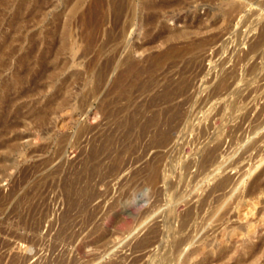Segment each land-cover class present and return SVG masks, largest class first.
I'll return each instance as SVG.
<instances>
[{"label":"rangeland","instance_id":"rangeland-1","mask_svg":"<svg viewBox=\"0 0 264 264\" xmlns=\"http://www.w3.org/2000/svg\"><path fill=\"white\" fill-rule=\"evenodd\" d=\"M110 1L101 16L93 0H0V264H264V45L249 49L264 0H240L231 21L212 17L221 0H118L116 14Z\"/></svg>","mask_w":264,"mask_h":264},{"label":"bare ground","instance_id":"bare-ground-1","mask_svg":"<svg viewBox=\"0 0 264 264\" xmlns=\"http://www.w3.org/2000/svg\"><path fill=\"white\" fill-rule=\"evenodd\" d=\"M82 0H77V2H81ZM120 1V0H119ZM149 1H151V0H149ZM174 1V0H173ZM111 2V1H110ZM175 2V1H174ZM120 3V2H119ZM119 3H118V0H112V2H111V9H110V11L112 12V13H114V14H116V13H118V11H119V8H120V6H119ZM148 3H152V4H155V3H153L152 1L151 2H148ZM170 3H171V1H170ZM161 4H162V2H161ZM166 4H168V3H166ZM246 3H244V5H245ZM3 5V4H2ZM109 5H110V3H109ZM164 5V4H163ZM146 6V5H145ZM242 6H243V3H242V1H240V0H221L220 1V5L218 6V8H216V10L215 11H212V17H214V16H216V17H218L217 19H219V17H222L223 19H228V21L230 20H232V19H234V17L236 16V14H238L239 12H240V10L242 9ZM145 8V7H144ZM73 10L75 9V8H72ZM91 9H93L92 11H98L97 12V14H100L101 16H103L104 15V9H102V7H101V5H100V0H93V5L91 6ZM73 10H72V12H73ZM136 10V9H135ZM84 12H86V10L84 11ZM93 12V13H94ZM257 12V11H256ZM264 12V11H263ZM263 14V13H262ZM86 15V14H85ZM250 15V14H249ZM80 16V15H79ZM93 16V15H92ZM91 16V17H92ZM250 17V16H249ZM80 18V17H79ZM248 18V17H247ZM92 19H93V17H92ZM216 19V18H215ZM217 19H216V21H217ZM257 19V18H256ZM261 19V18H260ZM92 21V20H91ZM96 21V20H95ZM227 21V20H226ZM258 21H259V18H258ZM84 22H85V20H84ZM257 22V21H256ZM87 23V22H86ZM97 23V22H96ZM96 23H92L91 22V24H96ZM80 24H81V22H80ZM88 25V24H87ZM94 26H96V25H94ZM92 27V26H91ZM230 27V26H229ZM87 28V27H86ZM88 30V29H87ZM87 30H86V32H87ZM83 31V30H82ZM84 33V32H83ZM88 33V32H87ZM107 33V32H106ZM215 33H217V32H215ZM244 33V32H243ZM247 33V32H246ZM218 34V33H217ZM65 35H66V32H65ZM86 35V34H85ZM214 35V34H213ZM224 35V34H223ZM87 36V35H86ZM91 36V35H90ZM209 36V35H208ZM241 36H242V34H241ZM244 36V35H243ZM213 37V36H212ZM252 37V36H251ZM182 38H187V32L186 31H184V30H179V31H175V32H173L170 36H168V40H170V41H176V40H179V39H182ZM208 38V37H207ZM248 38V37H247ZM90 39V38H89ZM92 39V38H91ZM90 39V40H91ZM242 40V39H241ZM248 40H249V38H248ZM93 41V40H92ZM91 41V42H92ZM195 41V40H194ZM198 41V40H197ZM211 42H212V40H211ZM215 42V41H214ZM235 42V41H234ZM202 43V42H201ZM242 43V42H241ZM91 44V43H90ZM193 44H195V43H193ZM200 44V43H199ZM208 44V43H207ZM219 44H221V42H219ZM235 44V43H234ZM237 44V43H236ZM235 44V45H236ZM188 45H189V47H190V42H188ZM197 45V44H196ZM225 45V44H224ZM240 45V44H239ZM250 50H252V51H255V50H258V49H260V47L261 46H263L264 45V23L262 24V26L259 28V30H258V33H257V35L256 36H254V38L250 41ZM166 47H167V45H165ZM168 46H170V45H168ZM226 46H227V44H226ZM189 47H177L176 49L173 47V48H168L166 51H164L162 54H161V56L158 58V61L159 62H161L162 60H164V59H166V58H168L169 56H172V55H177V56H179V55H181L183 52L182 51H184V52H186V51H189ZM217 47V46H216ZM215 47V48H216ZM185 48V49H184ZM224 48V47H223ZM234 48V47H233ZM204 49V48H203ZM236 49V48H235ZM216 50V49H215ZM214 51V50H213ZM218 51H219V49H218ZM245 51V50H244ZM160 52H162V51H160ZM215 52V51H214ZM213 53V52H212ZM158 54V53H157ZM215 54V53H214ZM259 55V54H258ZM246 57V56H245ZM151 58V57H150ZM154 58H155V56H154ZM126 59V58H125ZM189 59V58H188ZM261 59V58H260ZM108 60V59H107ZM124 59H122V61H123ZM185 60V59H184ZM129 61H131L132 62V60H129ZM254 61V60H253ZM252 61V62H253ZM131 62H128V61H125L124 62V67H125V70L124 71H127V70H130L131 68H129L128 67V65H129V63H131ZM135 62V61H134ZM150 62V61H149ZM152 62V61H151ZM183 63H184V61H183ZM118 64H119V62H118ZM150 64V63H149ZM170 64V63H169ZM172 64V63H171ZM175 64V63H174ZM182 64V63H181ZM191 65H192V63H190ZM120 65H121V63H120ZM122 65H123V63H122ZM141 65V64H140ZM145 65H147V64H145ZM150 65H153V64H150ZM184 65V64H183ZM258 66V65H257ZM115 67V66H114ZM126 67H128V68H126ZM133 67V66H132ZM138 67V66H137ZM160 67V66H159ZM166 67V66H165ZM170 67V66H169ZM182 67V66H181ZM149 68V67H148ZM167 68V67H166ZM166 68H164V69H166ZM102 69V68H101ZM137 69V68H136ZM138 69H140V68H138ZM106 70V69H105ZM144 70H146V69H144ZM179 70V69H178ZM235 70V69H234ZM139 71V70H138ZM137 71V72H138ZM140 71H142L141 69H140ZM186 71H187V69H186ZM258 71V70H257ZM102 72V71H101ZM185 72V71H184ZM95 73H96V71H95ZM124 73V72H123ZM134 73V72H133ZM140 73V72H139ZM163 73V72H162ZM178 73H181L180 71H178ZM233 73V72H232ZM106 74V73H105ZM231 74V73H230ZM259 74V73H258ZM19 75V74H18ZM118 75H120V74H118ZM131 75H133V74H131ZM21 76V75H20ZM20 76H16L15 78H14V80H13V82H12V84H17V83H19L20 81H21V77ZM94 76H95V74H94ZM110 76V75H109ZM112 76V75H111ZM117 76V75H116ZM124 76V75H123ZM149 76V75H148ZM147 76V77H148ZM155 76V75H154ZM106 77V76H105ZM121 77V76H120ZM145 77V76H144ZM177 77V76H176ZM118 78V77H117ZM173 78V77H172ZM214 78V77H213ZM232 78V77H231ZM120 79H122V78H120ZM155 79V78H154ZM249 79V78H248ZM101 80V79H100ZM110 80V79H109ZM116 80H118V79H116ZM240 80V79H239ZM23 81V80H22ZM107 81H108V79H107ZM143 81V80H142ZM151 81V80H150ZM150 81H148L149 83H150ZM258 81V80H257ZM100 82H102V81H100ZM103 82H104V80H103ZM102 82V83H103ZM128 82V81H127ZM108 83V82H107ZM106 83V84H107ZM118 83V82H117ZM140 83V82H139ZM233 84V82H231V80H230V75L228 74V73H226V74H224L219 80H218V82L216 83V85H215V87H214V92H216V93H218V94H220V95H223V94H226V93H228L229 92V86L231 85V84ZM253 83V82H252ZM113 84V83H112ZM111 84V85H112ZM124 84V83H123ZM164 84V83H163ZM176 84V83H175ZM187 84V83H186ZM185 84V85H186ZM108 85V84H107ZM117 85H121V83L120 84H117ZM138 85H140V84H138ZM151 85V84H150ZM253 85H255V84H253ZM114 86V84L112 85V87ZM166 86H168V84L166 83ZM212 86V85H211ZM232 86V85H231ZM259 86V85H258ZM116 87V86H115ZM114 87V88H115ZM162 87V86H161ZM164 87H165V84H164ZM236 87V86H235ZM256 87V86H255ZM116 89V88H115ZM252 89V88H251ZM257 89H259V88H257ZM160 90V89H159ZM254 89H252V91H253ZM67 91V90H66ZM124 91V90H123ZM235 91V90H234ZM252 91H251V93H252ZM128 92V91H127ZM164 92V91H163ZM208 92V91H207ZM107 93H109V91L107 92ZM106 93V94H107ZM112 93V92H111ZM121 93V92H120ZM120 93H118V94H120ZM170 93V92H169ZM211 93V92H210ZM118 94H116V95H118ZM163 94V93H162ZM123 94H121V96H122ZM151 95V94H150ZM161 95V94H160ZM211 95H212V93H211ZM214 95H215V93H214ZM213 95V96H214ZM118 96H120V95H118ZM114 97H115V95H114ZM215 97V96H214ZM123 98V97H122ZM135 98V97H134ZM113 99H115V98H113ZM121 99V98H120ZM119 99V100H120ZM143 99V98H142ZM166 99H168V98H166ZM215 99V98H214ZM169 100V99H168ZM105 101V100H104ZM148 102H149V99L147 100ZM157 101V100H156ZM167 101V100H166ZM220 101V100H219ZM205 102V101H204ZM65 103V100H63V101H61V106L63 105ZM130 103V102H129ZM157 103V102H156ZM162 103V102H161ZM230 103H232V102H230ZM234 103V102H233ZM106 104V103H105ZM136 104H137V102H136ZM146 104V103H145ZM157 104H159V103H157ZM179 104V103H178ZM225 104V103H224ZM228 104V103H227ZM173 105V104H172ZM138 106V105H137ZM145 106V105H144ZM178 106V105H177ZM230 106V105H229ZM103 108H104V106H102ZM139 107V106H138ZM231 107H233V105H231ZM137 108V107H136ZM163 108V111L167 108V106H166V108L164 109V107H162ZM176 108H178V107H176ZM135 109V108H134ZM133 109V110H134ZM138 110V109H137ZM155 110V109H154ZM167 110V109H166ZM165 110V111H166ZM169 110H171V109H169ZM4 111V110H3ZM131 111V110H130ZM136 111V110H135ZM161 111H162V109H161ZM175 111H176V109H175ZM153 112V111H152ZM152 112H151V114H152ZM155 112V111H154ZM2 113V112H1ZM164 113V112H163ZM177 113V112H176ZM176 113H171V115H174L175 114V116H176ZM113 114V113H112ZM129 114V113H128ZM136 114V113H135ZM107 115V114H106ZM110 115V117H111V114H109ZM149 115V114H148ZM4 116V115H3ZM132 116V115H131ZM139 116V115H138ZM137 116V117H138ZM162 116H163V114H162ZM174 116V117H175ZM167 117V116H166ZM174 117H172V118H174ZM4 118V117H3ZM147 118V117H146ZM161 118V117H160ZM176 118V117H175ZM128 119H130V118H128ZM155 119V118H154ZM171 119V118H170ZM172 120V119H171ZM1 121V120H0ZM3 121V120H2ZM121 121V120H120ZM143 121V120H142ZM150 121L151 120H149V123H150ZM166 121H168V120H166ZM170 121V120H169ZM117 122H118V120H117ZM1 123V122H0ZM159 123L161 124V120L159 121ZM162 123H163V121H162ZM168 123V122H167ZM167 123H166V125H167ZM170 123V122H169ZM123 124V123H122ZM136 124V123H135ZM147 124V123H146ZM152 124V123H151ZM151 124H148L147 126H149V125H151ZM115 125V124H114ZM170 125V124H169ZM131 127H132V125H130ZM130 126H129V128H130ZM140 126H141V124H140ZM168 126V125H167ZM115 127V126H114ZM118 127V126H117ZM134 127V126H133ZM142 127V126H141ZM141 127H139V128H141ZM159 127V126H158ZM169 127V126H168ZM200 127V126H199ZM202 127V126H201ZM128 128V129H129ZM160 128V127H159ZM167 128V127H166ZM172 128V127H171ZM235 128V127H234ZM261 128V127H260ZM141 129H143V128H141ZM141 129H139L140 131H141ZM162 129H164V128H162ZM170 129V128H169ZM168 128H167V130H169ZM259 129V128H258ZM257 129V130H258ZM125 130H127V129H125ZM145 130H146V128H145ZM160 130V129H159ZM159 130H157L158 131V133H160L159 132ZM235 130H236V128H235ZM113 131V130H112ZM129 131V130H128ZM139 131V132H140ZM161 131V130H160ZM165 131V130H164ZM263 131V130H262ZM105 132V131H104ZM125 132H127V131H125ZM200 132V131H199ZM232 132V131H231ZM166 133H168V132H166ZM200 133H202V132H200ZM236 134V133H235ZM255 134V133H254ZM262 134H264V133H262ZM110 135V134H109ZM157 135V134H156ZM140 136H141V132H140ZM139 136V137H140ZM133 137V136H132ZM149 137V136H148ZM160 139L158 138L157 140H160V142H162V143H164L165 141H167V138H166V135H162L161 136V134H160ZM251 137V136H250ZM259 138L261 137V133H260V135L258 136ZM253 138V137H252ZM104 139V138H103ZM102 139V140H103ZM119 139V138H118ZM120 139H121V137H120ZM119 139V140H120ZM140 139H142V137L140 138ZM247 139H249V137L247 138ZM245 140V141H248V140ZM255 139H257V138H255ZM109 140V139H108ZM259 140V139H258ZM115 141V140H114ZM237 141V140H236ZM256 141V140H255ZM148 142V141H147ZM157 141H155V143H156ZM251 142V141H250ZM260 142H264V141H260ZM246 143V142H245ZM248 143V142H247ZM251 143H253V142H251ZM250 143V145L252 146V144ZM256 143V142H255ZM101 144V143H100ZM100 144H99V146H100ZM219 143H214V145L213 146H211L212 148L213 147H215V149H216V146L218 145ZM254 144V143H253ZM259 144V143H258ZM257 144V145H258ZM94 145V144H93ZM126 144H124L123 146H125ZM240 145H241V143H240ZM242 145H244L243 143H242ZM250 145H248V146H250ZM256 145V146H257ZM260 145H261V143H260ZM134 146V145H133ZM248 146H247V148H248ZM111 147V146H110ZM126 147V146H125ZM237 147H239V146H237ZM259 147V146H258ZM99 148V147H98ZM236 148V147H235ZM246 148V147H245ZM246 148V149H247ZM250 148V147H249ZM133 149V148H132ZM211 149V148H210ZM124 150V149H123ZM256 150V149H255ZM130 151H131V149H130ZM134 151V150H133ZM135 151H136V149H135ZM206 151L208 152H206L207 154H209V149H206ZM246 151V150H245ZM99 152H100V148H99ZM110 152V151H109ZM120 152V151H119ZM119 152H118V155H119ZM206 153H204L205 155H207ZM130 154V153H129ZM98 155V154H97ZM139 155V154H138ZM203 155V154H202ZM231 155H233V154H231ZM247 155V154H246ZM107 156H108V154H107ZM97 157V156H96ZM126 157V156H125ZM232 157V156H231ZM240 157H241V155H240ZM244 157H246V156H244ZM92 158V157H91ZM133 158V157H132ZM205 157H203V159H204ZM86 159V158H85ZM103 159V158H102ZM126 159V158H125ZM137 159H138V157H137ZM229 159V158H228ZM227 159V160H228ZM237 159V158H236ZM235 159V160H236ZM89 160V159H88ZM128 160V159H127ZM126 160V161H127ZM226 160V161H227ZM264 160V158H262V159H260L259 161H260V163H261V161H263ZM87 161V160H86ZM201 161H203V160H201ZM222 162H223V160H222ZM221 162V163H222ZM256 162V161H255ZM82 163V162H81ZM124 163V162H123ZM153 163H155V162H153ZM215 163V162H214ZM86 164V163H85ZM92 164H94V163H92ZM111 164V163H110ZM216 165L209 171V175H211V176H216L217 174H218V172L220 171L219 169H222V168H220V165L218 164V163H215ZM226 164V163H225ZM233 164V163H232ZM244 164V163H243ZM258 164V163H257ZM256 164V165H257ZM97 165V164H96ZM252 165V164H251ZM250 165V166H251ZM255 165V166H256ZM61 166V165H60ZM83 166V165H82ZM95 166V165H94ZM93 166V167H94ZM101 166V165H100ZM221 166H223V165H221ZM225 166V165H224ZM112 167H114V166H112ZM226 167V166H225ZM242 167V166H241ZM81 168V167H80ZM79 168V169H80ZM90 169H91V167H89ZM252 168H254V167H252L251 166V169H249V170H247V172H248V174H250V171L252 170ZM79 169H78V172H79ZM102 169V168H101ZM141 169V168H140ZM145 169V168H144ZM88 170V169H87ZM159 167H158V165L155 163V164H151V166L149 167V169H148V173H147V179H148V181L149 182H151V183H156L158 180H159ZM55 171V170H54ZM111 171V170H110ZM88 172V171H87ZM207 172V171H206ZM51 173V172H50ZM225 173V172H224ZM49 174V173H48ZM82 174V173H81ZM65 175V174H64ZM239 175H240V173H239ZM90 176V175H89ZM89 176H88V178H89ZM162 177H163V175H161ZM245 175H243V177H244ZM161 177V178H162ZM238 177V176H237ZM80 178V177H79ZM232 178V176H230V174H225V175H223V176H220L216 181H215V184H214V186H213V188L214 189H218V188H220V187H223V186H225L227 183H228V181H230V179ZM62 179H65L66 180V178H62ZM61 179V180H62ZM216 179V178H215ZM236 179V178H235ZM242 177H241V180L239 179V181H242ZM90 180V179H89ZM164 180V179H163ZM91 181V180H90ZM238 181V182H239ZM80 182V181H79ZM72 183V182H71ZM245 183V182H244ZM62 184V183H61ZM236 184V187L234 188V189H236L237 188V185H239V183L237 184V183H235ZM166 185H167V183H166ZM61 186V185H60ZM54 187V186H53ZM208 187V186H207ZM232 187V186H231ZM233 187H234V185H233ZM233 187H232V189H233ZM82 188H84L83 186H82ZM91 188V187H90ZM92 189V188H91ZM168 189V188H167ZM210 189V188H209ZM208 189V190H209ZM232 189H230L229 188V191H232ZM233 189V190H234ZM254 189V188H253ZM82 190V189H81ZM166 190V189H165ZM79 191V190H78ZM205 191H206V189H205ZM251 191V190H250ZM90 192V191H89ZM89 192H87V194L89 193ZM207 192V191H206ZM233 192V191H232ZM64 194V193H63ZM79 194V193H78ZM198 194H199V192H198ZM205 194H207V193H205ZM204 194V195H205ZM211 194V193H210ZM225 194V193H224ZM230 194H233V193H230ZM239 194V193H238ZM220 195H222V194H220ZM199 196V195H198ZM216 196V195H215ZM231 196V195H230ZM229 196V197H230ZM88 197V196H87ZM204 197H206V196H204ZM218 197H220V196H218ZM228 197V198H229ZM212 198H214V196H212ZM227 198V197H226ZM226 198H225V200H226ZM227 198V199H228ZM232 198V197H231ZM234 198V197H233ZM204 199V198H203ZM203 199H202V201H203ZM216 199V198H215ZM230 199V198H229ZM237 199H238V197H237ZM236 199V200H237ZM208 200H210V199H208ZM222 200V199H221ZM75 201V200H74ZM227 201V200H226ZM226 201H224V203L225 204H227L226 203ZM77 202V201H76ZM198 202H199V200H198ZM204 202V201H203ZM223 203V202H222ZM228 203H231L230 201L228 202ZM81 204H82V202H81ZM81 204L79 203V205L81 206ZM84 204H85V202H84ZM184 204V203H183ZM192 204H193V202H192ZM204 204V203H203ZM224 204V205H225ZM72 205V204H71ZM78 205V204H77ZM197 206H198V204H196ZM199 205H201V204H199ZM207 205V204H206ZM74 206V205H73ZM221 206V205H220ZM237 206V205H236ZM200 207V206H199ZM32 208V207H31ZM73 208V207H72ZM79 208V207H78ZM107 208V207H106ZM168 208V207H167ZM186 208V207H185ZM189 208V207H188ZM191 208V207H190ZM206 208V207H205ZM230 208V207H229ZM192 209V208H191ZM203 209V208H202ZM218 209H219V206H218ZM224 209H227V208H224ZM64 210V209H63ZM67 210V209H66ZM197 210V212H198V209H196ZM200 210V209H199ZM228 210V209H227ZM184 211V210H183ZM183 211H182V213H183ZM194 211V210H193ZM210 211V210H209ZM88 212H89V210H88ZM167 212V211H166ZM200 212V211H199ZM198 212V213H199ZM222 212V211H221ZM234 212V211H233ZM61 213V212H60ZM170 213V212H169ZM187 213H189V212H187ZM187 213L183 216L184 218L185 217H187ZM225 213V212H224ZM224 213H222L223 215H224ZM208 214V213H207ZM231 214V213H230ZM182 215V214H181ZM180 215V216H181ZM199 215V214H198ZM212 215H214V214H212ZM63 216V215H62ZM66 216V215H65ZM169 216H171V215H169ZM193 216V215H192ZM207 216V215H206ZM211 216V215H210ZM209 216V217H210ZM157 217V216H156ZM233 217V216H232ZM63 218V217H62ZM164 218V217H163ZM181 218V217H180ZM183 218V219H184ZM196 218H197V216H196ZM213 218H214V216H213ZM212 218V219H213ZM59 219V218H58ZM65 219V218H64ZM64 219H63V221H64ZM165 219V218H164ZM170 219V218H169ZM173 219V218H172ZM189 219V218H188ZM197 219H199V218H197ZM224 219V218H223ZM230 219V218H229ZM228 219V220H229ZM178 220H179V218H178ZM201 220V219H200ZM204 220H206L205 218H204ZM209 220H211L210 218L208 219V221ZM231 220V219H230ZM61 221V220H60ZM59 221V222H60ZM212 221V220H211ZM214 221V220H213ZM87 222V221H86ZM156 222H158V221H156ZM188 223V222H187ZM206 223H208V222H206ZM205 223V224H206ZM220 223V222H219ZM53 224H54V222H53ZM88 224V223H87ZM86 224V225H87ZM170 224V223H169ZM172 224V223H171ZM179 224V222L177 223V225ZM244 224V223H243ZM139 225V224H138ZM137 225V226H138ZM182 225V224H181ZM214 224L212 223V226H213ZM170 226V225H169ZM183 226V225H182ZM185 226V225H184ZM193 227H195V225H194V223H193V225H192ZM204 226V225H203ZM202 226V227H203ZM208 226V225H207ZM206 226V227H207ZM248 226H250L251 227V225L249 224ZM95 227V226H94ZM181 227V226H180ZM200 227V226H199ZM205 227V226H204ZM203 227V228H204ZM66 228V227H65ZM149 228V227H148ZM155 228V227H154ZM154 228H152V229H150L147 233H146V235L145 236H143L144 238H142V241L141 242H143V243H149V242H151L154 238H155V236H156V230L154 229ZM161 228V227H160ZM174 228V227H173ZM202 228V229H203ZM210 228V227H209ZM226 228V227H225ZM247 228H249V227H247ZM92 229V228H91ZM179 229H181V228H179ZM194 229V228H193ZM214 229V228H213ZM251 229H252V227L250 228V230H248V229H246V230H248L249 232H251ZM170 230V229H169ZM195 230V229H194ZM199 230V229H198ZM209 230V229H208ZM216 230H217V228H216ZM222 230V229H221ZM92 231V230H91ZM212 231V230H211ZM225 231H226V229H225ZM247 231V232H248ZM188 232V231H187ZM195 232V231H194ZM198 232V231H197ZM199 232H200V230H199ZM198 232V233H199ZM204 232V231H203ZM222 232V231H221ZM220 232V233H221ZM248 232V233H249ZM192 233V232H191ZM219 233V234H220ZM225 234V232H222V234ZM55 234V233H54ZM57 234H58V232H57ZM70 234V233H69ZM133 234V233H132ZM195 234H196V232H195ZM224 234H223V236H224ZM245 234V233H244ZM158 235V234H157ZM208 235V234H207ZM221 235V234H220ZM226 235H227V233H226ZM248 235V234H247ZM246 235V238H249L248 236ZM96 236V235H95ZM193 236H196V235H193ZM193 236H192V241H193ZM222 236V235H221ZM244 236V235H243ZM242 236V237H243ZM33 237V236H32ZM44 237V236H43ZM59 237V236H58ZM126 237V236H125ZM185 237V236H184ZM189 237H190V235H189ZM220 237V236H219ZM191 238V237H190ZM138 239H139V237H138ZM185 239V238H184ZM194 239H195V237H194ZM213 239V238H212ZM211 239V240H212ZM139 240H141V239H139ZM156 240V239H155ZM187 240V239H186ZM186 240H185V242H186ZM216 241H218V237L215 239ZM50 241H52V240H50ZM192 241H189V242H192ZM204 241H205V239H204ZM216 241H214V242H216ZM225 241H226V239H225ZM242 240H240V242H241ZM47 242V241H46ZM128 242V241H127ZM184 242V243H185ZM196 242V241H195ZM208 242H211V241H208ZM220 242V241H219ZM223 242H224V238H223ZM227 242V241H226ZM205 243V242H204ZM171 244V243H170ZM201 244H203L202 242H201ZM207 244V243H206ZM205 244V245H206ZM215 244H217V243H215ZM227 244V243H226ZM238 244V243H237ZM145 245V244H144ZM204 245V246H205ZM207 245H209V244H207ZM206 245V246H207ZM242 245V244H241ZM16 246V245H15ZM132 246V245H131ZM130 246V247H131ZM140 246V245H139ZM203 245H201V247H202ZM205 246V247H206ZM213 246V245H212ZM117 247V246H116ZM215 247V246H214ZM237 247H239V245L237 246ZM249 247V246H248ZM31 248V247H30ZM174 248V247H173ZM203 248V247H202ZM234 248H235V245H234ZM32 249V248H31ZM111 249V248H110ZM131 249H133V248H130V250ZM138 249V248H137ZM168 249V248H167ZM205 249V248H204ZM213 249V248H212ZM21 250V249H20ZM155 250V249H154ZM157 250V249H156ZM199 250H200V248H199ZM199 250H198V252L196 251V253H198V254H201V253H199ZM203 250V249H202ZM238 250V249H237ZM22 251V250H21ZM117 251V250H116ZM133 251H135V250H133ZM233 251H234V249H233ZM106 252V251H105ZM131 252V251H130ZM151 252H152V250H151ZM150 252V253H151ZM181 252V251H180ZM194 252V251H193ZM193 252H191V253H193ZM237 252V251H236ZM39 253V252H38ZM132 253V252H131ZM153 253V252H152ZM126 253L124 252V255H125ZM142 254V253H141ZM145 254V253H144ZM146 254H149L148 252H146ZM154 254V253H153ZM173 254H175V253H173ZM222 254V253H221ZM57 255V254H56ZM110 255V254H109ZM143 255V254H142ZM190 255H193V254H190ZM12 256V255H11ZM102 256V255H101ZM119 256V255H118ZM117 256V257H118ZM135 256H139V254L138 255H135ZM153 256V255H152ZM195 256V255H194ZM198 256V255H197ZM223 256V255H222ZM56 257V256H55ZM65 257V256H64ZM106 257V256H105ZM114 257V256H113ZM117 257H115V258H117ZM127 257V256H126ZM133 257H134V255H133ZM141 257V256H140ZM171 257H172V255H171ZM192 257V256H191ZM220 257V256H219ZM107 258V257H106ZM105 258V259H106ZM112 258V257H111ZM111 258H109V259H111ZM135 258V257H134ZM139 258V257H138ZM151 258V257H150ZM160 258H161V256H160ZM168 257H166V259H167ZM175 258V257H174ZM179 258V257H178ZM131 259V258H130ZM163 259V258H162ZM7 260V259H6ZM119 260H121V259H119ZM134 260V259H133ZM133 260L131 261V262H133ZM176 260V259H175ZM178 260V259H177ZM21 261V260H20ZM36 261V260H35ZM117 261V260H116ZM149 261V260H148ZM164 261V260H163ZM170 261V260H169ZM10 262V261H9ZM119 262V261H118ZM120 262H122V261H120ZM129 262V261H128ZM136 262V261H135ZM143 262V261H142ZM172 262H174V261H172ZM62 263V262H61ZM110 263V262H109ZM108 263V264H109ZM117 263V262H116ZM130 263V262H129ZM148 263V262H147ZM150 263V262H149ZM54 264V263H53ZM60 264V263H59ZM115 264V263H114ZM143 264H144V262H143ZM174 264H175V262H174Z\"/></svg>","mask_w":264,"mask_h":264}]
</instances>
